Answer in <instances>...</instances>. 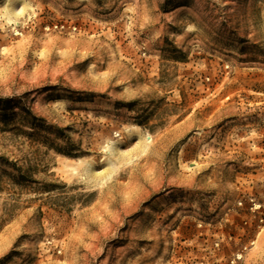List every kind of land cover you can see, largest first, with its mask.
I'll list each match as a JSON object with an SVG mask.
<instances>
[{
	"label": "rangeland",
	"instance_id": "374dc122",
	"mask_svg": "<svg viewBox=\"0 0 264 264\" xmlns=\"http://www.w3.org/2000/svg\"><path fill=\"white\" fill-rule=\"evenodd\" d=\"M0 264H264V0H0Z\"/></svg>",
	"mask_w": 264,
	"mask_h": 264
},
{
	"label": "bare ground",
	"instance_id": "6f19581e",
	"mask_svg": "<svg viewBox=\"0 0 264 264\" xmlns=\"http://www.w3.org/2000/svg\"><path fill=\"white\" fill-rule=\"evenodd\" d=\"M6 9H7L6 11H7L9 17H12V16L15 14V13H14V10H10V9H8L7 7H6ZM148 138H149V137L146 136V137L143 138V140L148 141ZM140 139H142V138L140 137ZM111 149H112V146H111ZM88 170L90 171L91 168H89Z\"/></svg>",
	"mask_w": 264,
	"mask_h": 264
},
{
	"label": "trees",
	"instance_id": "16d2710c",
	"mask_svg": "<svg viewBox=\"0 0 264 264\" xmlns=\"http://www.w3.org/2000/svg\"><path fill=\"white\" fill-rule=\"evenodd\" d=\"M12 168L15 169V170H17V169L14 167V165H12Z\"/></svg>",
	"mask_w": 264,
	"mask_h": 264
}]
</instances>
